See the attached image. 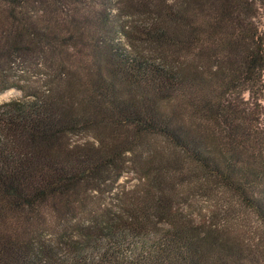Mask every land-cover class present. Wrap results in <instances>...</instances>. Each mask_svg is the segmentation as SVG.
I'll return each instance as SVG.
<instances>
[{"label": "trees", "instance_id": "1", "mask_svg": "<svg viewBox=\"0 0 264 264\" xmlns=\"http://www.w3.org/2000/svg\"><path fill=\"white\" fill-rule=\"evenodd\" d=\"M12 89L0 264H264V0H0ZM183 163L251 222L169 220ZM133 171L139 194L90 202Z\"/></svg>", "mask_w": 264, "mask_h": 264}, {"label": "rangeland", "instance_id": "2", "mask_svg": "<svg viewBox=\"0 0 264 264\" xmlns=\"http://www.w3.org/2000/svg\"><path fill=\"white\" fill-rule=\"evenodd\" d=\"M34 74V71L28 70L23 75H20V79L24 80V82L31 79L30 85L34 88H40L43 79L32 78L31 76ZM22 97L21 92L12 89L0 95V103L21 99ZM129 166H135L133 160L130 161ZM136 169L139 170L138 168ZM195 172L196 170H193L189 164L183 163L178 177L171 179L173 175H165V179H162L165 180V184L169 185L168 188L163 185L162 187L170 201L169 205L163 206L159 210L167 214L169 220H199L206 214L216 212L220 218L225 217L230 222L233 220L241 221L242 219L246 222H251L252 219L248 212L239 208L225 193H220L221 191L206 182L198 171ZM139 175L140 173L137 171L125 172L123 177L116 183L113 192H109V186L103 187L101 192L90 196V202L103 201L105 204L117 207L120 199H127L129 195L139 194L141 189L145 188V183L139 180ZM154 223L156 222H153L150 226H153Z\"/></svg>", "mask_w": 264, "mask_h": 264}]
</instances>
